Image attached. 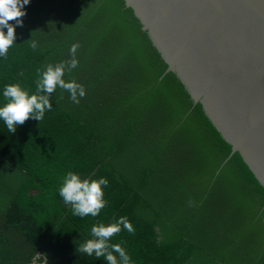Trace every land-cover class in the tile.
<instances>
[{"label": "trees", "instance_id": "1", "mask_svg": "<svg viewBox=\"0 0 264 264\" xmlns=\"http://www.w3.org/2000/svg\"><path fill=\"white\" fill-rule=\"evenodd\" d=\"M23 11L0 57V106L7 84L34 94L37 69L70 60L73 44L78 67L63 78L86 95L77 105L57 88L51 111L14 134L0 120V264H106L76 248L121 216L135 234L111 243L134 264H264L263 214L112 0H30ZM68 171L108 179L97 217L74 216L60 197Z\"/></svg>", "mask_w": 264, "mask_h": 264}, {"label": "water", "instance_id": "2", "mask_svg": "<svg viewBox=\"0 0 264 264\" xmlns=\"http://www.w3.org/2000/svg\"><path fill=\"white\" fill-rule=\"evenodd\" d=\"M112 2L264 216V0Z\"/></svg>", "mask_w": 264, "mask_h": 264}, {"label": "clouds", "instance_id": "3", "mask_svg": "<svg viewBox=\"0 0 264 264\" xmlns=\"http://www.w3.org/2000/svg\"><path fill=\"white\" fill-rule=\"evenodd\" d=\"M29 2L30 0H0V57L6 59L9 48L15 42V27L9 22L15 21L16 25L22 26L20 18L26 14L23 9ZM28 42L33 49L37 47L32 38ZM78 48L79 44L71 46L70 60L49 63L43 69H37L38 78L34 94H30L19 82L5 85L3 97L6 102L0 106V120H3L10 133L14 134L17 125H22L30 118L40 122L45 113L51 111L50 94L57 88L67 91L73 103L77 105L80 103V98L86 95L84 86L75 80L66 82L63 78L66 72L78 67L79 62L76 59ZM92 176H95V173H92ZM108 184L109 181L105 177L82 178L78 173L68 171L61 180L59 195L66 205L71 206L74 216L97 217L107 206L104 188ZM122 229L135 234V228L126 216H121L108 224L97 222L90 229L91 238L77 245L76 251L89 257L95 255L96 259L103 258L106 264H134L126 249L122 247L123 242L111 243V239Z\"/></svg>", "mask_w": 264, "mask_h": 264}]
</instances>
